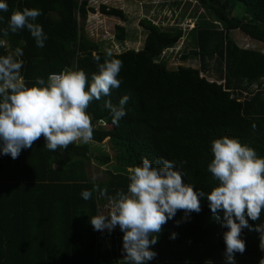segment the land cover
Wrapping results in <instances>:
<instances>
[{"label": "trees", "instance_id": "trees-1", "mask_svg": "<svg viewBox=\"0 0 264 264\" xmlns=\"http://www.w3.org/2000/svg\"><path fill=\"white\" fill-rule=\"evenodd\" d=\"M5 2L8 11L0 10V29L8 26L13 11L27 7L42 13L35 23L48 37L43 48L37 47L26 28L7 37L0 33V39L6 40V45L0 46V56L14 53L17 47L23 49L19 59L27 86L34 85L36 77L47 81L49 74L66 69L85 71L91 82L98 71L92 53L103 62L106 51L86 36L80 25L79 17L86 19L90 9L86 0ZM199 3L223 24L220 29L196 31L198 47L191 53L198 56L201 69H171L158 60L164 49L179 40L182 30L162 29L148 22L142 48L112 52V58L123 61L118 76L122 83L87 109L94 128L88 143L50 151L41 137L17 159L0 153V264H127L119 226L111 232L97 231L90 223V218L99 214L100 205L107 202L97 193L89 200L81 196L83 190L93 187L87 172L92 161L110 164L116 160L108 169L111 177L95 181L101 188L107 187L109 196H115L127 191L129 170L143 158L154 167L158 158L173 161L185 183L209 193L218 184L208 171L214 159L212 141L224 136L238 138L264 157V83L259 81L264 78V52L240 47L230 36L231 30H239L264 43V0ZM230 4L243 8L242 18L229 16ZM101 10L123 15L115 7L102 5ZM116 29V37L125 40V27L118 24ZM209 60L215 62L223 82L200 75ZM258 81L260 84L251 89ZM124 95L130 97L125 105L127 115L117 126L104 102L110 99L118 105ZM107 138L113 154L97 147ZM201 205V212H192L187 220L185 213L178 211L163 226L158 242L151 246L157 255L146 264H228L223 239L228 229L214 217L206 197L201 198ZM261 223L264 212L257 221L249 219L251 230H242L246 250L236 253L235 264H259L264 258L260 234L254 230Z\"/></svg>", "mask_w": 264, "mask_h": 264}, {"label": "clouds", "instance_id": "clouds-1", "mask_svg": "<svg viewBox=\"0 0 264 264\" xmlns=\"http://www.w3.org/2000/svg\"><path fill=\"white\" fill-rule=\"evenodd\" d=\"M0 10L8 11L5 0H0ZM41 14L39 9L27 7L13 11L8 26L0 33L7 37L10 32L16 34L26 28L37 47L43 48L48 37L35 23ZM5 45L6 40L0 39V46ZM22 56L20 47L0 56V153L17 159L22 150L32 148L41 137L50 151L67 149L77 141L88 143L94 128L87 109L94 100L108 97L112 89L120 87L118 76L123 61L112 58L111 49L106 50L103 62L93 52L98 71L91 82L85 71L66 69L49 74L47 81L36 77L35 84L29 87L21 76ZM129 99L124 95L118 105L110 99L104 102L114 125L118 126L127 115L125 105ZM211 151L214 159L208 171L218 184L209 193L185 183L184 174L165 158H158L156 167L143 158L140 165L129 170L127 191H118L115 196H109L107 187L101 188L94 181L91 190L82 191V198L89 200L97 193L108 204L106 214L90 218L91 225L97 231L109 232L119 226L124 233L122 253L127 264H146L157 255L151 246L158 242L163 226L178 211L185 213V220L192 212H201V198L206 197L214 217L228 229L223 233L225 254L228 264H235L236 253L246 250L242 230H251L249 219L257 221L264 212V157L238 138L228 136L213 140ZM254 230L260 234L259 247L264 251V223L257 224ZM176 235L173 233L171 238ZM259 264H264V258Z\"/></svg>", "mask_w": 264, "mask_h": 264}, {"label": "rangeland", "instance_id": "rangeland-1", "mask_svg": "<svg viewBox=\"0 0 264 264\" xmlns=\"http://www.w3.org/2000/svg\"><path fill=\"white\" fill-rule=\"evenodd\" d=\"M84 1V0H80ZM88 2V16L86 19L79 17L80 25L84 28L86 36L97 41L101 50L111 49L118 53L126 49H140L146 38V24L148 22L162 29L181 28L182 36L171 47L163 50L158 60L163 61L168 68L194 67L201 69L197 55L191 51L198 47L196 31L199 28L220 29L223 24L217 20L214 14L203 8L199 0H86ZM102 5L121 9L122 16L109 15L102 12ZM229 16L242 18L243 8L240 5H227ZM144 23V24H143ZM123 25L126 29V39L119 40L116 37V25ZM230 36L240 47L253 48L264 52V43L251 39L239 30H231ZM201 76L208 80L223 82L219 78L218 68L214 61L209 60ZM264 83V78L259 80ZM250 88L255 89L259 83ZM234 95V94H233ZM77 141L75 144H81ZM97 147L113 154L108 138ZM113 156V155H112ZM116 164L113 158L110 164H102L92 161L87 166L89 179L93 181L107 180L111 177L109 168ZM108 201L101 204L99 214H106ZM118 227V226H117ZM116 229V228H115ZM106 230V229H105ZM104 231V230H103ZM110 237L107 238V240Z\"/></svg>", "mask_w": 264, "mask_h": 264}]
</instances>
